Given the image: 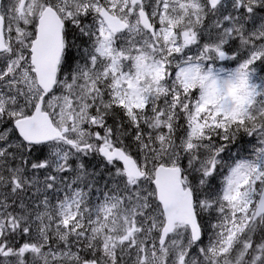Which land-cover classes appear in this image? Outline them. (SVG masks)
<instances>
[{"label":"snow or ice","instance_id":"6c2138e0","mask_svg":"<svg viewBox=\"0 0 264 264\" xmlns=\"http://www.w3.org/2000/svg\"><path fill=\"white\" fill-rule=\"evenodd\" d=\"M0 264H264V0H0Z\"/></svg>","mask_w":264,"mask_h":264}]
</instances>
